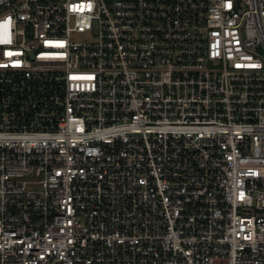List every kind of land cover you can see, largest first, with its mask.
<instances>
[{
    "label": "built area",
    "instance_id": "built-area-1",
    "mask_svg": "<svg viewBox=\"0 0 264 264\" xmlns=\"http://www.w3.org/2000/svg\"><path fill=\"white\" fill-rule=\"evenodd\" d=\"M0 264H264V0H0Z\"/></svg>",
    "mask_w": 264,
    "mask_h": 264
}]
</instances>
